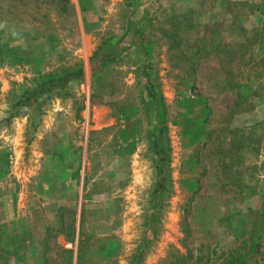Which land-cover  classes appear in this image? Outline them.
<instances>
[{
  "label": "rangeland",
  "instance_id": "obj_1",
  "mask_svg": "<svg viewBox=\"0 0 264 264\" xmlns=\"http://www.w3.org/2000/svg\"><path fill=\"white\" fill-rule=\"evenodd\" d=\"M139 5L0 0V264H264V0Z\"/></svg>",
  "mask_w": 264,
  "mask_h": 264
},
{
  "label": "crops",
  "instance_id": "obj_2",
  "mask_svg": "<svg viewBox=\"0 0 264 264\" xmlns=\"http://www.w3.org/2000/svg\"><path fill=\"white\" fill-rule=\"evenodd\" d=\"M137 1L140 3V5H139L140 8L142 7L143 4H145V5L148 4L149 5L148 7H150L152 4L157 2V0H137ZM197 1H203V0H197ZM160 2L163 3L164 5H172L173 3L181 2V0H160ZM226 12L231 14V10H226ZM19 213H20V209H17L15 214L12 216V218L15 219L14 217L19 216L18 215ZM76 256H77V254H76ZM75 263L77 264V261Z\"/></svg>",
  "mask_w": 264,
  "mask_h": 264
}]
</instances>
